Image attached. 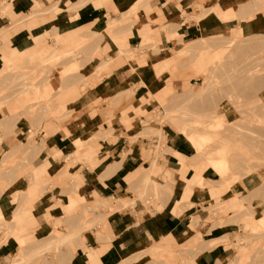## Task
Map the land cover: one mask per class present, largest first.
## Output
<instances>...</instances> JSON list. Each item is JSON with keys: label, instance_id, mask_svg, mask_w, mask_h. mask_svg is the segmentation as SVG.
<instances>
[{"label": "rangeland", "instance_id": "rangeland-1", "mask_svg": "<svg viewBox=\"0 0 264 264\" xmlns=\"http://www.w3.org/2000/svg\"><path fill=\"white\" fill-rule=\"evenodd\" d=\"M14 1L0 0V57L10 54L8 42L16 33L31 29L33 34L44 35L32 43L35 49L25 51L16 61L0 60V189L21 175L29 182L27 191L11 195L16 211L0 209V246L11 244L13 239L12 244L19 247L0 264H70L69 253L84 243L91 228H95L99 240H113L106 216L129 210L138 221L169 203V208L177 206L176 216L188 214V232L184 235L193 237L182 242L167 235L173 242L170 253L156 248L161 238L140 241L142 247L135 241L117 264H197L205 251L221 247L224 255L217 257L215 264H264V227L255 222L256 230L249 228L253 213L264 217V0H237L233 8V2H228L231 12L225 16L207 7L208 1H200L198 14L184 11L187 20L177 17L175 24H158L165 33L190 19L200 25L198 31L187 36L174 31L169 43L173 47L166 50L145 37L135 49L108 45L115 42L117 26L130 20L135 8H143L145 0H138L123 13L120 22L115 20L119 14L115 9L114 17L109 18V1L97 5L101 0H36L17 6ZM73 1L76 3L70 5ZM90 3L104 13V21L101 26L89 22L67 30L75 40L65 48L61 38L68 32L59 34V24L68 22L70 12ZM211 19L210 25L219 22L214 31L208 29L207 20ZM166 54L168 61H162ZM117 58L130 63L129 68H123L128 76L135 73L139 79L123 81L121 87L126 90L111 97L86 102L83 108L91 111L105 106L106 121L95 131L74 134V128H67L68 119L79 112L81 97L95 90ZM147 59L150 64L145 75L137 66ZM110 83L115 86L117 81L111 78ZM256 94L257 102L261 101L254 108L255 101L249 98ZM71 107L76 110H69ZM23 124L29 128H21ZM257 126H261L260 131ZM252 129H258L262 137ZM119 132L129 141L128 150L124 148L120 160L108 167L111 159L100 141H116ZM53 134L61 143L60 150L53 152L65 160V165L57 162L54 173L45 171L31 189L36 169L32 158L53 139ZM194 141L199 142L194 145ZM217 151L223 153L225 163L219 171L209 164V155ZM76 163L87 164L93 177L103 167H108L103 174L119 168L128 184L126 191L109 198H99L94 192L91 197L78 196L76 189L83 184L80 170L67 171ZM248 163L257 164L250 165L256 169L248 172ZM4 174L8 175L2 178ZM189 175L196 182L182 199ZM232 177L237 180L234 178L236 182L231 184ZM238 182L242 187L234 188ZM58 189L63 199L56 200L59 209L48 214L52 229L26 226L31 216L19 217L18 211L28 207L34 196L43 201L44 191L57 193ZM214 189L218 192L205 200L204 191ZM234 199L236 206L232 204ZM25 200L29 201L26 205ZM17 236L23 241L18 242Z\"/></svg>", "mask_w": 264, "mask_h": 264}, {"label": "crops", "instance_id": "crops-1", "mask_svg": "<svg viewBox=\"0 0 264 264\" xmlns=\"http://www.w3.org/2000/svg\"><path fill=\"white\" fill-rule=\"evenodd\" d=\"M28 1L30 4L36 2V0H15L17 5H21L24 2ZM78 1V0H76ZM108 3L109 10V18L111 19L114 17L112 13V9H115L119 14L116 15V22L122 21L121 15L123 13H127L131 7H133L138 0H101L98 2L97 5H102ZM200 1L202 0H145L142 5L143 8H135L134 12L132 11L129 15L130 20H126L123 24L117 26V30L119 31L117 36L114 38L113 42L109 43V47L111 48L110 44L115 46L118 49H135L139 47L141 38H148L151 39L153 42H156L158 45L163 46V49H171L173 46L169 45L171 39L173 37L174 31L178 34H182L187 36L189 33H194L199 30V24L194 22L192 19L189 22H183L176 30L167 29L165 33L163 30L159 29L158 24H175L177 21V17L180 20H184L187 14H183L184 11L188 13H194L195 15L200 12V8L197 5H200ZM209 2V6L213 7V12L217 13L218 15L225 16L227 13H230V5L228 2H233V6L237 3V0H206ZM76 2H71V4H75ZM18 8V7H17ZM231 8V9H232ZM19 12V10H17ZM105 12V11H103ZM91 20L87 19V17L91 16ZM67 23H60L58 27V33H64V31H72L75 28H82L83 26L89 25V22L94 24H102L104 13H101L100 9L93 3L85 4L77 9L73 10L67 15ZM188 17L186 18V20ZM209 21V22H208ZM211 20H207V23H211ZM150 22V23H149ZM45 24V23H43ZM73 24V25H72ZM101 26V25H99ZM147 26V28H143ZM152 26V27H150ZM72 27V28H71ZM90 27L92 25L90 24ZM150 27V28H149ZM219 27V22H212V25L208 27L214 31V29ZM112 30H116V28H112ZM67 31V32H68ZM32 30H28L22 33H16L13 35V40L9 39L8 47L11 49L10 54L2 55L0 60L4 61H13L17 60L19 56L23 55L25 51H30L36 48L35 45L32 43L38 42L41 40L44 33H31ZM171 34V35H167ZM68 36H64L61 38V42L65 44V48H67V43L70 41H74L75 39L72 38V34L66 33ZM169 37L168 39L166 37ZM37 45V44H36ZM112 46V47H113ZM5 48V46H3ZM6 50V48H5ZM4 50V52H6ZM66 50V49H65ZM68 51V50H67ZM168 58L167 54L161 57L162 61H166ZM145 61H148L145 60ZM168 61V60H167ZM114 62H111V69L105 71L106 74L100 78V82L95 88V90H89L86 96L81 97V104L83 105L81 109H78L79 112L75 113L73 117L68 119L69 121L66 123L67 128L72 129L74 128L75 133H79L80 135L87 133L91 130H96V128L104 124L106 121V112L105 106L102 104L100 106L93 107L95 111H91L92 109L83 108L87 106L85 103L88 102L90 99L94 100H103L105 98L111 97L118 92L126 90V88H122L123 81H132L138 80L139 78H135V73H132L128 76V73H125V69L129 68L130 63L125 62L119 58L116 59L115 65ZM133 64V62H132ZM148 64L150 62L148 61ZM140 66H137V68ZM125 68V69H123ZM103 69L106 70L104 67ZM116 79L117 83L112 85L110 80ZM135 91V90H134ZM76 92V91H75ZM69 110H76V107H71ZM21 128L28 129V124L21 125ZM123 132H119L116 141L109 142L106 139H102L100 141V145L102 146L103 152L109 155L111 161L108 163L112 166L114 162L120 160L124 148L126 151L128 150V143L129 141L125 138H121V134ZM24 134V133H22ZM52 140H48L45 143V146L38 149L34 158H32L34 162V168H36L31 177L33 189L37 183H39L40 177L45 176V171L48 173L51 171L54 173V166H56L57 162H60L62 166L65 165V160L57 158L55 156L56 152H53V149H59L61 147L60 139L58 135L53 134L51 136ZM6 144V143H5ZM112 158H115L113 160ZM102 166V162L99 164ZM106 166V164H105ZM41 167L40 169H38ZM98 167V166H97ZM96 167V168H97ZM108 167H103L104 169H108ZM80 170L81 178L83 179V184L76 189V193L78 196L81 197H91L92 193H96L99 198H109L113 195L120 194L126 191L127 182L125 181L123 174L119 173V168H116V171L113 172H104L101 170L99 174L94 175L87 164L76 163L73 166H70L67 171L69 173L70 170ZM101 175V178H98L97 175ZM109 173V174H108ZM49 174V173H48ZM8 174H4L5 178ZM189 182L186 186H184V193L182 199L186 198L191 190V186L196 182L195 179L191 178V175L188 176ZM27 178L23 175L14 178L12 181L7 182V184L3 188L0 189V209L2 212H6L7 210H17L16 202L12 201L11 195L16 192H25L29 188ZM2 184H0L1 186ZM205 200L207 197H211V193H216V189L214 190H206L204 191ZM46 194L43 201L41 200L38 195L34 196L33 201L29 202L28 200L24 201V204L28 207H22L19 212V217L29 218L28 221L25 222L26 226H32L36 228V230H42L44 226H47L48 229H52V220L48 218V214L51 211L58 210L59 206L57 205L56 200L63 199V196L60 198V190H57V193H54L53 190H46L43 192ZM7 196V197H4ZM77 196V195H76ZM10 197V198H9ZM22 202V201H21ZM164 205L163 209L155 214L148 215L147 217L136 220L135 213L131 211L123 212L120 214H111L106 216V224L109 226L110 231L114 235L113 240H104L98 239L97 232L95 228H91L90 232L86 233L84 236V243L79 244L74 251L69 253L71 257L70 264H117L118 259L123 257L124 250L130 247L131 245L135 246V241L139 242V247H142V242L140 241H151V240H158L161 238L159 242L155 244L156 248L160 249L161 251L170 253L173 249V242L171 238L174 239H181L182 242L190 239L193 237V234L184 235L188 232L186 229L188 226L187 215H183L182 217L176 216L177 206H170ZM31 207V208H29ZM175 207V208H174ZM168 208L170 210H168ZM47 209H49L47 211ZM33 210V211H32ZM37 210V212L35 211ZM0 211V215L2 212ZM48 212V213H47ZM34 214V215H33ZM15 219V217L13 218ZM17 219V218H16ZM15 219V220H16ZM24 221L22 220L21 223ZM24 224V223H23ZM17 229V228H13ZM14 231V230H13ZM11 230L10 233L13 234ZM8 231H4L3 234L7 235ZM37 235H39L37 233ZM169 235V236H167ZM185 237V238H184ZM69 238V237H68ZM17 241L21 239V237H16ZM210 238H206L209 240ZM12 243L14 242L13 239ZM10 240V241H11ZM22 240V239H21ZM170 240V241H169ZM23 241V240H22ZM19 242V241H18ZM171 242V243H170ZM5 244L0 246V263L11 253H14L19 250L18 245L15 244ZM22 246V243L20 244ZM225 249L219 248L218 251L214 248L208 249L205 251L198 259L197 264H215L217 257L220 255H224ZM18 261V260H17ZM35 264H39L38 262Z\"/></svg>", "mask_w": 264, "mask_h": 264}, {"label": "bare ground", "instance_id": "bare-ground-1", "mask_svg": "<svg viewBox=\"0 0 264 264\" xmlns=\"http://www.w3.org/2000/svg\"><path fill=\"white\" fill-rule=\"evenodd\" d=\"M194 43V42H193ZM47 45V44H46ZM195 45V44H194ZM190 46V45H189ZM191 47H192V45H191ZM182 48V47H181ZM185 48V47H184ZM240 49V48H239ZM178 51V50H177ZM138 63H140L139 65H140V68H142V73H145V75L147 74V72H148V61H146V62H144V60H141V61H139ZM256 75V74H255ZM254 76V75H253ZM145 77H147V76H145ZM260 81H263V78L260 80ZM254 82V81H253ZM252 82V83H253ZM258 82V81H257ZM252 83H250L249 84V86H251V84ZM263 83V82H262ZM254 85V84H253ZM264 85V84H263ZM255 86H256V83H255ZM262 86V85H261ZM261 86H260V88H261ZM252 87V86H251ZM254 87V86H253ZM257 87V86H256ZM249 89H251V88H249ZM254 89V91L256 90V89H259V88H253ZM252 91V90H251ZM165 93V92H164ZM254 93V92H253ZM252 93V94H253ZM260 93V92H259ZM255 94V93H254ZM262 96V95H261ZM258 97H259V94H256L255 96H253L252 97V95H251V97L249 98V99H251V98H253L252 99V102H253V100L255 101V104H254V108H255V105H256V107H257V105L259 104V106H260V103H258V102H260V101H258L257 102V100H258ZM251 102V101H250ZM256 102H257V104H256ZM252 121V120H251ZM250 121V122H251ZM253 122V121H252ZM264 124V123H263ZM259 125V124H258ZM253 126V124H251V127ZM250 127V128H251ZM253 127H255V126H253ZM258 127V126H257ZM260 128H261V126H259ZM259 127H258V129H259ZM258 129H252L253 131L254 130H257L258 131ZM251 130V129H250ZM249 131V130H248ZM259 131H260V129H259ZM259 131H258V134H259V136L260 137H262L261 135V133H259ZM252 132V131H251ZM262 132V131H261ZM250 133V132H249ZM255 133V132H254ZM257 133V132H256ZM255 133V134H256ZM263 133V132H262ZM261 134V135H260ZM252 136H253V134H252ZM255 137V136H254ZM264 137V136H263ZM257 138H259V137H257L256 136V139ZM78 139V138H77ZM76 139V140H77ZM251 139V138H250ZM255 139V138H254ZM253 139H251V141H252ZM254 141V140H253ZM195 142V144L194 145H197V143L199 142V141H194ZM249 144H253V145H256L257 144V146H258V143H256V144H254V143H249ZM263 144V143H262ZM262 144H261V146H262ZM199 145V144H198ZM251 147H253V146H251ZM255 148H256V146H255ZM261 148V147H260ZM250 149V148H249ZM253 149H254V147H253ZM257 149H259V148H257ZM250 150H252V149H250ZM264 149H263V147H262V151H263ZM258 151V150H257ZM251 152V151H250ZM264 153V152H263ZM254 155V154H253ZM252 156V155H251ZM258 156V155H257ZM264 156V155H263ZM263 156L261 157V155H260V157L262 158L261 160H264L263 159ZM260 157H257V158H260ZM250 159H251V157H250ZM254 159V158H253ZM256 160V159H255ZM251 161L252 162V164H253V162H255L256 163V161ZM258 160V159H257ZM260 160V159H259ZM249 161V160H248ZM250 162V161H249ZM259 162V163H258ZM262 162H264V161H262ZM262 162H260V161H257V164H259L260 166H262ZM254 163V165H255V167H256V165L257 164H255ZM209 164H210V166L212 167V168H214L215 170H221L222 169V167L224 166V158H223V153L221 152V151H217V152H215L214 154H211V155H209ZM248 165H249V163H248ZM250 165H251V163H250ZM249 165V166H250ZM254 165H251V166H254ZM249 167V168H251V169H249V171H248V168H247V171L248 172H252L251 170H253V169H256V168H253V167ZM263 167V166H262ZM253 168V169H252ZM247 171H246V173H247ZM233 175H236V174H233ZM244 175V174H243ZM238 176V175H237ZM233 178V177H232ZM234 178H236V177H234ZM234 178L231 180V184L232 183H234V182H236V180H237V178H236V180H234ZM239 178V177H238ZM240 181H241V179H240ZM250 182H253V178L252 177H250V180H249ZM262 182H264V181H262ZM242 182L240 183V182H238V183H236L235 184V187L234 188H240V186L242 187ZM261 185V184H260ZM244 187V186H243ZM255 188V187H254ZM253 188V189H254ZM261 188V187H260ZM256 190V189H255ZM260 190V189H259ZM251 191V190H250ZM262 191V190H261ZM260 192V191H259ZM238 193V192H237ZM237 193H236V195H237ZM252 193V192H251ZM255 193V192H254ZM256 193H258V192H256ZM236 195H235V197H236ZM255 195V194H254ZM258 195V194H257ZM257 195H256V197H257ZM261 195V194H260ZM251 196H252V194H251ZM252 197H254V196H252ZM259 197V196H258ZM264 197V196H263ZM250 201H251V199H250ZM238 203V202H237ZM232 204H233V206H236V201H235V199L234 200H232ZM240 204V203H239ZM257 204H259V203H257ZM248 207H249V204H248ZM251 208V207H250ZM249 208V209H250ZM253 210V209H252ZM260 210H262V209H260ZM254 211V210H253ZM255 212V211H254ZM251 213V211L249 212V214ZM252 214V213H251ZM263 214V213H262ZM256 216V217H255ZM252 219H253V221L254 222H252V223H250V229L251 230H256V227H257V225L256 224H254L255 222H257V224H259L260 226L261 225H263V227H264V217H263V215H261V213H253V215H252ZM237 223V222H236ZM235 235V234H234ZM258 235V234H257ZM246 245H247V243H246Z\"/></svg>", "mask_w": 264, "mask_h": 264}]
</instances>
